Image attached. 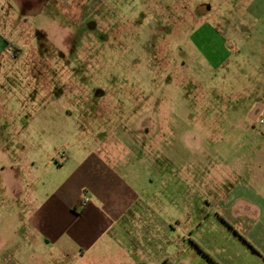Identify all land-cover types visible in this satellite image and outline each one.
Listing matches in <instances>:
<instances>
[{
  "label": "rangeland",
  "instance_id": "rangeland-1",
  "mask_svg": "<svg viewBox=\"0 0 264 264\" xmlns=\"http://www.w3.org/2000/svg\"><path fill=\"white\" fill-rule=\"evenodd\" d=\"M29 4L27 26L10 33L17 59L0 72V180L14 175L31 202L80 157L119 154L125 207L93 252L109 243L125 264H264V108L248 110L264 106V80L234 55L262 56L263 1ZM19 223L0 225V247ZM93 252L71 264H106Z\"/></svg>",
  "mask_w": 264,
  "mask_h": 264
},
{
  "label": "crops",
  "instance_id": "crops-1",
  "mask_svg": "<svg viewBox=\"0 0 264 264\" xmlns=\"http://www.w3.org/2000/svg\"><path fill=\"white\" fill-rule=\"evenodd\" d=\"M262 1L260 8H264V0ZM29 5V0H0V72H7L5 66L8 67L17 59L10 53L13 42L10 33L17 24L22 31L27 26L25 17L29 13ZM234 55L241 58L240 60L245 57V63L253 66L256 78L261 77L264 80V68L255 66L264 65V48L260 58H250L239 49ZM226 57L221 61H226ZM36 61L39 60L35 59L34 62ZM263 108L264 106L253 100L248 109L249 117L257 119ZM108 144L112 145V142ZM68 156L64 154L62 157L67 159L65 163L71 160ZM121 157L124 156L88 153L75 161L71 175L62 184L54 186L53 181H49L34 188L36 195L31 202L22 196L14 175L12 179H1L0 225L12 230L16 221H19L20 229L24 232L21 235L10 233L7 240H3L0 264H71L73 260L82 261L86 255H90L93 252L91 246L101 236L96 232L101 226H106L105 223L109 224L106 230H112L109 218L119 216L125 207L126 198L120 179L124 167L121 162L124 159ZM131 159L140 160L136 156H131ZM110 160L114 162L109 163ZM5 167H0L1 178L5 174ZM155 172L157 173V169ZM83 195L87 197V202L80 206ZM16 210L20 215L17 219L14 217ZM25 227L33 232H26ZM108 234L106 241L119 240L117 236ZM100 252L107 256L106 264H125L126 252L120 244L112 249L107 243L103 250H95L92 255L97 257ZM86 261L90 264L94 262L92 257Z\"/></svg>",
  "mask_w": 264,
  "mask_h": 264
},
{
  "label": "built area",
  "instance_id": "built-area-1",
  "mask_svg": "<svg viewBox=\"0 0 264 264\" xmlns=\"http://www.w3.org/2000/svg\"><path fill=\"white\" fill-rule=\"evenodd\" d=\"M262 123H264V119L260 120ZM87 200L86 197L84 196L81 200H80V206H84L86 204Z\"/></svg>",
  "mask_w": 264,
  "mask_h": 264
}]
</instances>
